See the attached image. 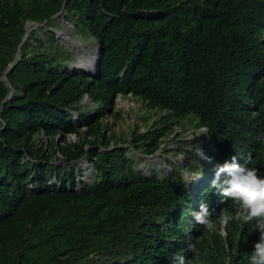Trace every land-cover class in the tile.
<instances>
[{
    "label": "trees",
    "instance_id": "16d2710c",
    "mask_svg": "<svg viewBox=\"0 0 264 264\" xmlns=\"http://www.w3.org/2000/svg\"><path fill=\"white\" fill-rule=\"evenodd\" d=\"M60 7L79 37L94 40L96 77L67 66L50 17ZM30 21L39 24L20 42ZM2 72L0 264H223L226 250L210 251L207 229H190L184 208L194 196L214 226L218 189L192 192L173 163L167 175L145 174L134 153L170 139L178 168L198 173L186 148L195 139L176 137L203 127L196 139L222 162L216 186L236 150L254 167L241 177L264 178V0H0ZM117 94L144 112L120 132ZM254 215L264 230V213ZM228 222V234H249L238 218ZM228 264L245 263L230 255Z\"/></svg>",
    "mask_w": 264,
    "mask_h": 264
},
{
    "label": "clouds",
    "instance_id": "9594fccd",
    "mask_svg": "<svg viewBox=\"0 0 264 264\" xmlns=\"http://www.w3.org/2000/svg\"><path fill=\"white\" fill-rule=\"evenodd\" d=\"M98 56L100 57V54L97 50L95 54V64ZM69 68L72 72L85 74L80 70L74 69L72 66ZM94 72L92 74L85 75L94 76ZM117 96L120 95L117 94L115 97ZM82 101L88 102V100H86L85 94H83L81 98V102ZM73 116L76 117V114H73ZM200 128L203 129V127ZM206 141L208 147L213 148L212 144L207 138ZM201 144L202 143L196 145L200 148L199 151L198 149L195 150L201 165V171L197 173L185 170L192 173L193 184L189 186L187 183L188 180L186 182L185 179H183V181L187 184L188 188L192 192H196L200 187H204L207 183H209L211 189H218L219 194L217 200L214 202L217 208L213 209L217 222L212 227L205 225L206 222L204 216H208V212L203 213L200 210L199 203L196 202L194 196H191L184 205L188 217L187 220L190 219L192 223L189 224V227L191 226L190 229L192 228L198 233H200L203 229H207L205 238L210 246V251L219 250L221 246H223V250H226L223 256V264H228L230 255H233V257H243L245 264H264V240L260 238L264 230L261 229L256 220V216L254 215V213L257 212L264 213V178L258 177L257 180L251 178H242L240 171H253L254 167L252 165L249 152L236 150V153L233 152V154L230 153L229 155V158H231V163L229 165L231 169L229 168L228 176H221L223 178V182H221L220 187L216 186L213 182V179L217 175V172L222 168V162L215 161L211 154H207L205 152ZM122 147L125 148L126 145H123ZM127 149L134 153L130 146H128ZM178 156L181 159L180 154H178ZM81 159L82 158L79 160L84 161L85 164L88 165L84 159ZM136 167V169H140L138 165H136ZM77 179L80 178L78 177ZM218 203H225V206H219ZM229 209H232V211L229 212ZM229 215L234 216V218H238L239 222L242 223V226L245 228V230L247 229L249 234L240 232V229L232 230L233 233L228 234V227H230L228 222ZM214 231H216L221 237V241L217 239ZM181 261H177L176 263L185 264Z\"/></svg>",
    "mask_w": 264,
    "mask_h": 264
},
{
    "label": "rangeland",
    "instance_id": "374dc122",
    "mask_svg": "<svg viewBox=\"0 0 264 264\" xmlns=\"http://www.w3.org/2000/svg\"><path fill=\"white\" fill-rule=\"evenodd\" d=\"M53 20L59 23L58 26L53 27L55 38L69 51L71 56L70 60L67 61V66L69 65V67L72 66L74 69L85 71L82 69L84 61L87 64L91 63L92 54H96L97 51V46L94 40L92 38L82 39L79 37V35L74 32L72 25L64 21L62 16L53 17ZM35 26L36 25H30L28 29ZM113 107L119 110V119L117 121L113 120V124L111 123L115 132H120L121 129L125 130V127H130L133 123H139L140 120L138 115L144 113L141 112L143 110L142 108H138V102L134 100L132 101L130 97H115ZM203 135L204 129L198 128L191 132L183 131L176 138H194L195 141L186 145V148L193 151L198 149L199 151L200 148L196 146L199 144V139H196V137ZM176 144L177 143L173 140L165 139L159 143L161 148H158L152 155L135 152L134 154L137 156V165L147 174L152 169L167 175L172 171L170 163H173L176 165L174 166V174H176L179 179H185L186 182L188 180L187 183L191 186L193 184L192 173L185 171L184 167L178 168V166H180L179 164H182V160L179 158L178 153L176 155L173 154L172 149L176 147ZM123 145H126V143H121L120 146ZM78 163L79 166H81V174L77 173V178L79 177L81 180L85 181L88 180L90 178L91 168L86 165L84 161L79 160Z\"/></svg>",
    "mask_w": 264,
    "mask_h": 264
},
{
    "label": "water",
    "instance_id": "95a60500",
    "mask_svg": "<svg viewBox=\"0 0 264 264\" xmlns=\"http://www.w3.org/2000/svg\"><path fill=\"white\" fill-rule=\"evenodd\" d=\"M61 11H62V7H60V9L56 12V13H54V14H52L50 17H59V16H61ZM39 23L38 22H28L26 25H25V30H24V32H23V34H22V36H21V39H20V42L23 40V38L25 37V35H26V33H27V30H28V27H30V25H38ZM16 58H17V50L15 51V53H14V57H13V59L6 65V67H5V69H4V72L6 71V70H8V68L12 65V63L16 60ZM98 62H99V56L97 57V60H96V64H95V72H94V76H96L97 75V73H98ZM4 72H2L1 73V75H0V78L9 86V83L6 81V79L4 78ZM72 72V71H71ZM9 93H10V86H9ZM57 143H58V141H57V138L55 139V141H54V146L56 147L57 146ZM82 160V159H81ZM81 186V184L80 183H77V185H76V189L78 188V187H80Z\"/></svg>",
    "mask_w": 264,
    "mask_h": 264
},
{
    "label": "bare ground",
    "instance_id": "6f19581e",
    "mask_svg": "<svg viewBox=\"0 0 264 264\" xmlns=\"http://www.w3.org/2000/svg\"><path fill=\"white\" fill-rule=\"evenodd\" d=\"M91 58H92L91 63H89V64L85 63V61H84L82 69L85 71H82V72H85L87 74H92L95 71V54L94 53L92 54Z\"/></svg>",
    "mask_w": 264,
    "mask_h": 264
}]
</instances>
